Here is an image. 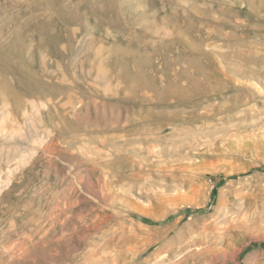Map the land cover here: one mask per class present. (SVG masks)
I'll use <instances>...</instances> for the list:
<instances>
[{
  "label": "rangeland",
  "instance_id": "374dc122",
  "mask_svg": "<svg viewBox=\"0 0 264 264\" xmlns=\"http://www.w3.org/2000/svg\"><path fill=\"white\" fill-rule=\"evenodd\" d=\"M0 264H264V0H0Z\"/></svg>",
  "mask_w": 264,
  "mask_h": 264
},
{
  "label": "bare ground",
  "instance_id": "6f19581e",
  "mask_svg": "<svg viewBox=\"0 0 264 264\" xmlns=\"http://www.w3.org/2000/svg\"><path fill=\"white\" fill-rule=\"evenodd\" d=\"M5 103V102H4ZM3 104V103H2ZM226 211V210H225ZM228 227V226H227ZM227 230H229V229H227ZM211 236V235H210ZM209 253H211V252H209ZM229 254V253H228ZM214 257V256H213ZM233 260V259H232Z\"/></svg>",
  "mask_w": 264,
  "mask_h": 264
}]
</instances>
